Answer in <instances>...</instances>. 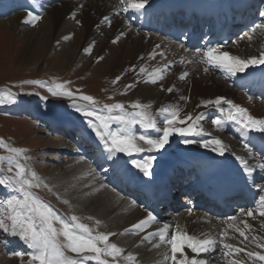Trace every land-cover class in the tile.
Listing matches in <instances>:
<instances>
[{"label": "bare ground", "instance_id": "obj_1", "mask_svg": "<svg viewBox=\"0 0 264 264\" xmlns=\"http://www.w3.org/2000/svg\"><path fill=\"white\" fill-rule=\"evenodd\" d=\"M227 1L229 0H149L145 10L140 13L130 8L127 11L122 10L120 0H37L36 5H33V0H0V18L4 16L5 12L7 14L20 11L9 19L0 20V24L12 25L15 30L24 23L29 11L41 16L34 26L39 29V32L37 34L24 33V37H26L24 39L28 42L25 50L29 54L48 53L50 43H60L64 48L73 38L71 43L77 57L82 59L84 53H89L91 66L93 65L103 78L110 79L112 85L129 99L137 98L144 105L150 106L148 108L150 113H157L162 107L176 108L179 113L177 118L188 121L182 128L191 126L200 132L199 136L194 137H181L175 133L171 138L168 152L166 150L154 152L158 153L159 157L158 160H152L150 169L152 173L164 171L173 174L178 171L179 175L182 169L187 168L188 171L185 174L194 180L193 183H189L190 188L196 190L200 187H212L217 179L223 180L224 177L234 180V182L244 178L250 183H255L256 190L253 191V194L257 201L256 204L249 207H246L248 206L246 204L242 209L237 210L239 212L235 219H229L230 217L227 216L218 220L215 217L207 216L197 210L196 206L187 203V200H182V204L174 205V209L176 211L182 209L181 212L173 213L169 218H165V216L161 218L152 210L137 205L134 201L127 200L107 188L108 183L103 171L95 168L96 171L93 169L96 174L94 177H90V173L87 174L86 168L83 166L86 163L88 166H94V163L84 157L95 150L97 142H101L97 138L90 139L83 136L84 134L76 129L75 131L79 132L78 137H82L83 142L80 146L72 142L65 144L66 148L64 147L62 152L69 157L78 155L84 160L81 159L79 164L68 160V165L55 167V175L66 173L65 179H63L66 187L62 196L76 204L79 203L82 210L89 211L90 213H87L92 216L95 223L99 221V229L107 230V234L115 233V235H110L109 241L120 246L122 251L144 242L146 236H149L150 233L154 236L167 224L169 225L167 233L169 238L177 233L181 236L187 234L198 239L212 238L217 241V247L214 252L201 253L198 256L192 253L190 248L183 247L181 249L183 255H181V251H178L175 254V261L173 259L166 260L164 259L165 255H163L164 257L160 255L161 264H179L184 256L204 259L206 264L205 257H211L212 260L208 263L211 264L215 261L216 252L220 251L222 253L219 259L221 262L264 264V260L256 259L255 255L252 257L247 255L248 252L264 255V247L255 246L249 249L251 243L249 238H256L253 242L255 245H264V215H260L261 206L259 203L260 195H264V191H261V188H264V169L260 167L264 163L257 155L254 156L255 148L251 147L250 153L244 147L246 143L253 142L254 135L261 133L250 131L245 134L239 125L227 121L220 127L212 123L207 127H201L205 121L211 122L217 117L226 120L228 112H234V109H230L226 104L217 108L215 105L204 103L218 97H224L234 105L246 109L254 118L264 119V101H261L259 97L249 96L239 87L242 83L257 85L260 80L259 76L264 75V65L249 66L244 73H237L233 76L219 65L208 62L206 57H202L204 49L199 46L191 47L189 42L194 41L192 38L187 37V41L176 43L164 35L157 34L154 22L158 13L166 14L181 8L187 13H197L198 15H206L211 10H217L221 16L214 21V24H218L227 19V15L221 12L223 4ZM261 2V0L259 2L244 0L241 7H252L253 4L257 6ZM80 5L83 7L81 8ZM105 16L109 17L110 23L104 20ZM165 17L162 16V21ZM250 18L245 13L243 14L244 21H248ZM252 19L253 21H263L259 29H264V16L254 14ZM241 29L243 28L240 27L239 30ZM262 31L264 32V30ZM1 32L0 37H5L6 31ZM248 34L244 33L241 41L234 39L235 44L231 49L228 44L226 49L219 48L216 54L222 55L227 52L240 59H247L258 57L264 53V41L253 42L254 38ZM65 37L70 38L65 39ZM113 41L116 42L113 43ZM86 49L87 51H85ZM98 57H103V59L98 60ZM141 67L146 69L144 73L139 71ZM157 68L161 69V72L158 74L157 82L153 84L150 82L151 73ZM205 68H208L207 72L204 71ZM185 72L188 75L181 80L179 77ZM117 77H120L118 81ZM148 82L151 86L146 85ZM128 85L131 87H126ZM159 88H162L164 93L158 92ZM169 88H172L171 92L167 91ZM181 97H185V99H181ZM31 113V111L26 112L28 115ZM189 114L193 117L192 120L187 119ZM201 114H203L201 120L196 121L195 117ZM162 115L164 120L167 114ZM48 119L53 124L58 123L64 126L61 129L63 132H69V122L58 121L52 116L46 120L48 121ZM215 129L222 131L223 135H231L235 138V149H241L243 154L244 152L251 154L248 158L254 167H251L252 175L246 176L245 163L238 153L230 150L229 144L213 132ZM50 136L68 138L62 132H56ZM184 139H196L200 143L186 145L182 142ZM208 139L221 140L222 146L226 149L225 155L219 156L213 152L211 150L213 146L204 148L202 143ZM160 156L163 158L160 159ZM120 158L128 162L125 167L133 168V160L128 159L126 154H120ZM191 164H193V169L189 168ZM216 175L222 177L218 178ZM82 179L84 181L81 183ZM56 207L61 211L64 209L61 205ZM248 209L253 210L252 216L246 214ZM149 213L156 217V221L150 222V226L143 230H136L133 225L141 220H146ZM228 230H232L233 234H230ZM241 231L248 239L240 236ZM133 232L139 235L135 237ZM225 233L226 235H224ZM153 236L149 237L153 238ZM155 238V242H159L158 236ZM221 238L224 243L232 245L233 249H243V251H234L227 256L224 255L227 250L223 249L220 243ZM166 244L171 248L170 244ZM16 245L17 243H13L10 248H20ZM163 253L159 252L158 254Z\"/></svg>", "mask_w": 264, "mask_h": 264}, {"label": "rangeland", "instance_id": "obj_2", "mask_svg": "<svg viewBox=\"0 0 264 264\" xmlns=\"http://www.w3.org/2000/svg\"><path fill=\"white\" fill-rule=\"evenodd\" d=\"M261 11H264V0L257 7L256 14L260 16ZM18 12L20 11H16V14L14 12L10 13L0 18V20L9 19L17 15ZM262 22L261 20H256L249 29L245 30L237 37L239 39L235 38V40L241 41L240 39H243L244 33L247 32V34L249 33L248 35L254 38L253 42L264 41V32L262 31L264 29H259ZM1 31H6L7 34L5 37H0V94H5L3 95L5 102L0 103V141H3V144L6 146L0 147V157L3 158V161H0V165H2L0 166V174H12L7 172L8 158L12 155L7 151V147L20 150L21 155L15 158V162H19L24 166L28 170L29 176H31L32 172L36 173L39 178L40 187L33 188L31 191L40 201L50 205L56 215L65 222L71 223V217L74 215L78 218L79 223L87 225L92 230V235L107 234V230L99 229L98 224L95 223L96 221L88 214L90 213L89 211L82 210L83 208L79 206V203L76 204L67 197L62 196L66 187L63 180L65 179L64 176H66V173H60L58 176L55 175V167L68 165L71 160L78 164L81 162L82 158L80 156L73 155L69 157L62 152V149L66 148L65 144L74 142L77 137L74 135L69 139H64L60 136H50L51 134H49V131L43 124V119L52 116L58 121L69 122L71 126L78 128V130L84 134L83 136L94 139L96 136L89 127V121L93 123L99 122L95 120V117L85 118L81 112L76 111L73 104L85 109L94 108L97 114H107L104 105L121 103L124 105V110L126 112H134L137 111V109H133L131 107L132 104H144L137 98L129 99L119 89L112 85L110 79L107 80L103 78L102 75L94 69V66H91L89 62V53H84L82 59L77 57L71 43L73 38L70 39L71 42L67 41L68 43L64 48L61 47L62 45H60V43H50L48 53L29 54V52L25 50L28 42L24 39L26 38L24 37V33L32 32L37 34L39 29L28 23H23L17 30H15L12 25L0 24V35L2 34ZM234 44L235 41L231 40L229 48L231 49ZM34 81H39L41 84L29 83ZM58 83L64 84L65 88L60 95L52 96L48 88L55 87V84ZM41 85H47V87ZM146 85L151 86L149 82L146 83ZM63 91L71 92L73 98L70 99L63 95ZM157 91L164 93L162 88L157 89ZM8 93H11L12 97H15L14 103L11 97L6 96ZM81 96L92 97L95 104L79 99ZM28 111L33 113L28 116L26 114ZM150 114L156 119L158 127L162 129L164 126L163 115L159 112ZM209 122L210 121H205L201 124V127L211 125V122ZM187 123L188 121H185L183 124H177L176 127L182 128ZM111 128L117 130L119 126L112 124ZM132 132L137 137L134 141L136 146L144 149V151L139 153L133 152L131 157L127 155V158L132 160L147 159L149 157H154L153 160H158V153L156 154L154 152H163L165 150L168 152L171 138L176 133L173 132L170 135L169 143L165 145L164 149L149 151V145L139 140L138 137L140 135H145L149 138L156 139L162 136V131H157L154 128H145L140 124H136L132 127ZM213 132L225 143L229 144L230 150L238 153L245 164L252 165L248 161L250 159L248 157L251 154H246L244 151L243 154L241 149H235L236 145L234 144V140L229 138L228 135H223L222 131L219 129H215ZM77 140H79V138H77ZM161 158L163 157L160 156V159ZM87 166V163L83 166L86 168L87 174L90 173V177H94L96 175L93 172L95 166H88L89 168ZM250 167L254 168L253 165ZM13 171H15V169H13ZM126 171L130 174H142L134 167H126ZM83 181L84 179L81 180V183ZM45 185H47V187H45ZM16 195L19 196L18 193ZM10 196L11 193L7 189L0 187V200H5L6 198H10ZM59 205L64 207L63 211L57 209L56 206L59 207ZM236 214H238V212ZM236 214L234 217H236ZM54 227L59 230L61 225L57 223L54 224ZM228 231L230 234H233L232 230ZM133 233L135 237L139 235L138 233ZM0 237V264H38L37 261L31 259L33 250L29 249L18 237L6 236L2 232H0ZM250 239L251 238H249V241H251L249 249L256 246L255 243H253L255 241ZM155 240L156 238L149 237L145 239L144 242L136 245L138 247H130L123 251L120 246L108 241L109 244L117 245L121 250V254L115 258L101 255L99 260L91 258L95 257V253L83 252L75 254L70 252L67 248H64L63 251L69 259L79 261L85 256L89 257V259L83 260V264H100L101 260L107 261V264H161L160 255H165V257H167L166 260H172L171 248L166 242L160 244V247H155L154 245L160 243L155 242ZM58 242L61 244L66 243L62 235L58 237ZM13 243H17L16 246L20 248L11 249L10 247ZM103 246V244L98 245V247L101 248H103ZM143 247H145V249H143ZM145 251H147V253H144ZM159 252L164 253L158 254ZM16 253H21L22 255H16ZM221 254V251L216 252L215 261L211 262V264H233L232 262H221L219 260ZM128 256H133L135 259L129 261ZM205 259H207V264L212 260L211 257H205Z\"/></svg>", "mask_w": 264, "mask_h": 264}, {"label": "snow or ice", "instance_id": "obj_3", "mask_svg": "<svg viewBox=\"0 0 264 264\" xmlns=\"http://www.w3.org/2000/svg\"><path fill=\"white\" fill-rule=\"evenodd\" d=\"M37 0H33V5H36ZM122 10L127 11L129 8L135 12L142 13L145 10L146 5L149 4V0H120ZM82 8L83 5H80ZM118 14V13H117ZM261 16H264V11L260 12ZM41 16L38 13L29 11L27 13V18L24 23L31 24L35 26V22L39 21ZM104 20L109 21V17L105 16ZM79 23V21H77ZM110 23V21H109ZM70 37H65L68 39ZM119 39V37H117ZM116 41H113L115 43ZM159 47V46H157ZM220 45L207 47L206 50L201 54L202 57H206L208 62L213 65H219L222 69H225L228 73L235 76L237 73H244L245 70L252 65H264V53H261L258 57H252L247 59H240L238 57L232 56L227 52L222 55H217V51ZM87 51V49L85 50ZM98 60L103 59V57H98ZM141 73L146 71L145 68L141 67L139 70ZM205 72L208 68L204 69ZM161 69L157 68L151 73L150 82L155 84L157 82L158 74ZM188 75L185 72L179 78L181 80L185 79ZM120 77H117V81ZM29 83H35L40 85L41 82L34 81ZM47 87V85H41ZM126 87H131L128 85ZM65 88L64 84H55V87H49L48 91L52 96L60 95L62 90ZM168 92L172 91V88L167 89ZM63 95L72 99L73 95L69 91H63ZM3 95L0 94V103H4L5 100ZM6 96L12 98V102H15V97H12L11 93L6 94ZM79 99L89 101L95 104V101L90 96H81ZM185 99V97H181ZM206 105H215L219 108L222 104H226L233 111H229L225 119L217 117L211 121V123L217 127L222 126L225 122H233L240 126L241 130L247 134L250 131H256L264 134V119H257L251 116L246 109L234 105L231 101L224 97H218L215 100H208L204 102ZM76 111L81 112L85 117H95V120L99 123H93L89 121V127L91 131L95 134L98 141L101 142V156L100 159L106 163L110 164V169L113 171H118L122 166L127 165V161L121 163L120 154H126L129 157L132 156L133 152H142L143 148L137 147L134 141L137 139L135 134L132 132V127L136 124H140L145 128H154L157 131H162V136L152 139L145 135H140L139 140L144 141L145 144L149 145V151L164 149L165 145L169 143V137L173 132L178 133L181 137L199 136L200 132H197L194 127L178 128L177 124H183L185 121L183 119H178V109L162 107L159 109L161 114H167L163 120V128H159L156 119L148 112L150 106L141 105L139 103H134L131 105L133 109H137L134 112H126L124 110V105L121 103H116L114 105H104V109L107 110V114H97L94 108H82L73 104ZM223 111V110H221ZM202 115H197L195 117L196 121L201 120ZM188 120H192L193 117L189 114L187 116ZM112 124L119 126L117 130L111 128ZM202 131V129H201ZM184 144H196L200 143L196 139H184L182 141ZM202 146L204 148H209L213 146L211 150L217 153L219 156H224L226 149L222 146V142L219 139H208L203 141ZM0 147H6L3 141H0ZM250 153L252 151L249 143L244 145ZM7 151L12 154L8 158L7 162V172L12 173L11 175L0 174V187L7 189L11 196L5 200H0V232L4 233L6 236L18 237L29 249H32L31 259L37 261L38 264H83V260L89 259V257H83L82 260L69 259L63 249L67 248L70 252L75 254H80L83 252L95 253L93 259L99 260L101 255L116 256L121 254V250L115 244H109L111 234H98L92 235V230L85 224L79 223L76 216L71 217V223L61 220L50 205H47L40 201L31 191L33 188H39V178L35 172L28 175V170L22 166L19 162H15V158L21 155L20 150L7 147ZM154 157H149L144 160H133L132 167L138 169L140 173L145 177H151L153 175L151 169L152 160ZM0 161L3 158L0 157ZM2 166V165H0ZM103 168V164L100 165ZM260 167L264 169V164ZM15 169V171H13ZM108 170V169H105ZM246 176H250L253 173V169L245 164L244 168ZM47 187V185H45ZM264 191V188H261ZM19 194L16 195V194ZM68 203L67 201H64ZM260 203V215H264V195L259 197ZM248 216L253 215V210L248 209L246 211ZM91 219V218H89ZM229 219H235V217H230ZM156 217L149 213L146 220H141L137 224L133 225L136 230H143L150 226V222H155ZM60 224L61 228L57 230L54 224ZM99 224V221H97ZM169 225L165 224L163 229L159 230L157 233L149 234L155 238L158 236L159 242L154 245L155 247H160L162 243H168L171 246L172 259L176 260V253L181 251L183 247L190 248L192 253L200 255L201 253L214 252L217 247V241L212 238L198 239L187 234L181 236L179 233L173 234L170 238L167 236ZM240 236L248 239L243 231H241ZM63 236L66 243L61 244L58 242V237ZM226 235V233L224 234ZM149 237L146 236L145 239ZM255 241V237L252 238ZM223 249L227 251L224 255H229L230 253L236 251H243V249H233V246L224 243L221 238L220 241ZM99 244H103V248L98 247ZM257 247H264V245L257 244ZM16 255H22L21 253H16ZM181 255L183 252L181 251ZM247 255L252 257L255 255L256 259L264 260V255H259L256 253L248 252ZM135 257L128 256L129 261H133ZM167 259V257H165ZM100 264H107V261H100ZM179 264H206L204 259H197L195 257L189 258L184 256ZM238 264V262H237Z\"/></svg>", "mask_w": 264, "mask_h": 264}]
</instances>
